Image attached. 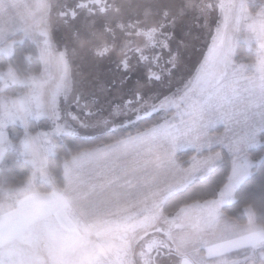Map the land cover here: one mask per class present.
I'll use <instances>...</instances> for the list:
<instances>
[{"label": "rangeland", "instance_id": "1", "mask_svg": "<svg viewBox=\"0 0 264 264\" xmlns=\"http://www.w3.org/2000/svg\"><path fill=\"white\" fill-rule=\"evenodd\" d=\"M8 3L3 36L19 33L30 41L41 72L22 77L9 67L0 71L1 92L26 89L17 98L0 97V159L12 147L7 128L18 126L23 134L17 151L31 169L22 187L0 188V264H263L264 252H252L264 244V233L250 210L239 226L221 208L249 176L247 152L261 145L258 135L264 133V1ZM5 43L0 54L11 55V43ZM154 114L166 115L172 126L151 128L159 130L145 135L162 143L144 146L159 156L156 178L169 184L140 189L152 168L143 172L142 160L131 177L120 158L106 174L78 161L72 183L65 164L63 189L53 186L46 169L51 137L93 136ZM39 120L47 121V130L30 139L27 127ZM213 148L231 158L216 198L163 216L159 206L167 197L221 159L219 152L193 157L181 170L176 154ZM133 161L138 167L139 158ZM131 178L136 184L128 185ZM36 183L51 191L38 192ZM239 250L251 254L226 259Z\"/></svg>", "mask_w": 264, "mask_h": 264}, {"label": "trees", "instance_id": "2", "mask_svg": "<svg viewBox=\"0 0 264 264\" xmlns=\"http://www.w3.org/2000/svg\"><path fill=\"white\" fill-rule=\"evenodd\" d=\"M257 3L261 4L260 2ZM257 7L258 6H256V8ZM249 11L254 13L255 8L252 9L250 6ZM5 41L6 43H12V53L8 58L0 55V71H4L9 67L17 75L22 77L40 74L41 64L37 49L30 41L22 39L19 33L9 36ZM236 51L239 55L244 54L243 45L240 44ZM239 55H237V57H239ZM246 57L250 60L253 59L249 53L246 54ZM25 91L26 89L24 88L13 86L3 92L0 91V97L17 98L24 95ZM165 116L166 115L161 116L159 114H154L135 123L126 124L123 127H117L93 136L79 137L64 135L59 138L51 137L53 152L52 155L48 156L46 159V169L53 186L57 190L63 189V164L78 153L108 146L128 137L140 134L165 121ZM47 125V121L45 120L30 122L27 127V132L29 134L45 132L47 130ZM218 130L219 129L215 130L214 133H217L216 131ZM7 131H10L8 140L12 147L7 150L0 159L1 189L22 187L24 181L31 173V169L25 159L21 157L17 151V144L23 134L22 128L11 126L7 128ZM258 139L261 145L247 152L253 164L249 176L236 188L233 193V202L223 206L221 208V213L235 224L243 226L245 225L244 210L249 209L252 213L255 225L264 233V133H260ZM217 152L220 153L221 159L213 166L210 172L204 176L197 177L183 190L166 198L161 206L164 215H173L178 209L194 202H205L216 198L218 191L226 184L230 173L231 158L219 148H213L209 151L200 153L185 150L176 154V161L180 163L182 167H186V163L193 157L199 158ZM34 187L38 192L43 194L51 191L50 188L41 183H36ZM258 252H264V244L261 248L252 253L255 254ZM250 254L251 252L249 251L239 250L227 254L226 259L228 261L241 260L249 257ZM249 260L250 259H246L245 262ZM250 261H254V263L260 262L258 259ZM260 263L264 264V260Z\"/></svg>", "mask_w": 264, "mask_h": 264}, {"label": "crops", "instance_id": "3", "mask_svg": "<svg viewBox=\"0 0 264 264\" xmlns=\"http://www.w3.org/2000/svg\"><path fill=\"white\" fill-rule=\"evenodd\" d=\"M8 2H9V0L7 2H5L4 0H0V51L1 50L3 51V49H4L3 43H5V40L7 38L6 37L7 33L4 34L5 36H3V31H4V28H3V17L6 16L8 13H11V5H9ZM9 36L10 35H8V37ZM5 44H10V43H5ZM11 50H12V43H11ZM0 55H2L5 58L10 57V55H7V56H4L3 54H0ZM92 124H95V122L92 123ZM160 124H162V125H160ZM160 124L157 125V127L156 126L155 127L156 128H159V127L170 128L172 126V125L169 124V122L167 120L163 121ZM79 125H84V124L83 123H79ZM158 130L157 129L156 130H153V129L149 130L148 129L146 131H143L140 134H137L135 136L128 137V138H126V139H124L122 141L116 142L119 145L114 143V144H111V145H108V146H103V147H99V148L93 149L91 151H83V152L78 153L77 155L72 157L69 161H67L66 163L63 164V166L66 164L68 172H70V174H71V175H67L68 176V180L71 183L73 182L72 176H73V174H74V172L76 170V164L80 160L83 161V162L89 163L88 166L90 168H95L96 170H101L104 174H106L107 170H109V169L110 170H115L116 169L115 165L117 164L118 161H120V158H121V162L124 161L127 164V166L124 167L123 170L125 172H128L129 173L128 175H130L131 177L134 176V173L137 171V169H140L142 160H146L145 164H143L144 165L143 166V172L147 173L150 170V168H152L151 171H153V173H152V176L150 178L146 177V178L141 179V181L138 182L139 185H140L139 187H140V189H142L141 188L142 185H147V184L153 183L152 186H151V190H152V187H154L153 185H155V188L158 187L160 189L165 184H169L170 181L161 183L156 178V176H155L156 172H155V169H154V162H155V159L159 158V156L157 154H155V152L154 153H146L147 152L146 151V147L147 146H144L145 143L148 144L147 141H149L150 144L162 143L161 140L156 139V138H154V140H152V134L145 135V133H149L150 131H152V133H153V131L156 132ZM36 134H29V135H31L30 139H32V136H34ZM127 142L131 143V146L129 148L130 151L127 152L126 158H124V160H123L124 153L122 151L126 150L125 145H126ZM150 150L153 152L152 148ZM94 151H100V152L94 153ZM119 152L121 154H118ZM82 153H84V154H82ZM136 157L139 158V166L138 167H137V162L138 161H133V160H135ZM150 160H152V161H150ZM149 163H150V167H149ZM186 168H187V166L184 169H181V170H185ZM63 177H64V170H63ZM125 181L128 183V185H133V183L136 184L135 181H132V178L129 179V180L127 179ZM163 202H162V204H163ZM162 204L159 206V209L161 210V213H162L163 216H168V215H164L163 214L162 209H161ZM169 216H171V215H169Z\"/></svg>", "mask_w": 264, "mask_h": 264}, {"label": "flooded vegetation", "instance_id": "4", "mask_svg": "<svg viewBox=\"0 0 264 264\" xmlns=\"http://www.w3.org/2000/svg\"><path fill=\"white\" fill-rule=\"evenodd\" d=\"M64 22H66V20H64Z\"/></svg>", "mask_w": 264, "mask_h": 264}]
</instances>
